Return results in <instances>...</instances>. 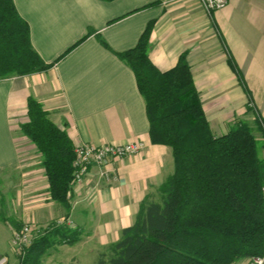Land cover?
I'll list each match as a JSON object with an SVG mask.
<instances>
[{
	"label": "crops",
	"instance_id": "obj_1",
	"mask_svg": "<svg viewBox=\"0 0 264 264\" xmlns=\"http://www.w3.org/2000/svg\"><path fill=\"white\" fill-rule=\"evenodd\" d=\"M14 1L35 49L53 65L0 79V172L21 167L16 191L22 221L70 218L74 224L67 225L80 232L74 243L80 254L67 263L66 249L58 245L44 264H76L90 254L96 264L109 256L141 208L161 200L160 188L175 170L172 148L152 142L146 100L133 69L118 56L136 46L150 21L152 62L166 71L186 53L215 134L242 121L264 123V0H228L211 16L200 0ZM30 95L66 128L75 146L142 141L145 147L115 160L106 178L92 166L74 186L67 210L50 198L40 154L33 150L38 161L25 162L30 145L22 155L28 141L16 132L27 120Z\"/></svg>",
	"mask_w": 264,
	"mask_h": 264
},
{
	"label": "trees",
	"instance_id": "obj_2",
	"mask_svg": "<svg viewBox=\"0 0 264 264\" xmlns=\"http://www.w3.org/2000/svg\"><path fill=\"white\" fill-rule=\"evenodd\" d=\"M153 25L150 21L136 46L118 56L133 69L146 100L151 140L172 148L175 170L160 188L161 200L145 204L133 225L123 229L111 254H103L96 264H234L263 256V120L254 121L263 135L261 144L247 121L215 134L186 53L166 71L152 62ZM52 65L35 49L30 26L15 1L0 0V79L42 72ZM19 132L40 154L50 198L69 210L76 146L68 131L30 95L27 120L19 124ZM0 219L13 233L23 228L18 229L21 220L4 212ZM79 239L75 227L56 221L19 252L25 254L21 264H41L52 247Z\"/></svg>",
	"mask_w": 264,
	"mask_h": 264
},
{
	"label": "built area",
	"instance_id": "obj_3",
	"mask_svg": "<svg viewBox=\"0 0 264 264\" xmlns=\"http://www.w3.org/2000/svg\"><path fill=\"white\" fill-rule=\"evenodd\" d=\"M207 13L211 16L215 11L222 9L228 3V0H200ZM145 147L142 141H129L125 143H105V144H80L75 147L76 157L74 160V185L81 184L92 166H98L100 175H109V165L115 160L124 158L141 152ZM264 193V186H263ZM66 223L72 226L73 220L63 218L60 223ZM34 229L29 224H25L21 230L15 231L11 237L10 243L15 251L24 250L26 245L32 242L34 238ZM7 255L0 256V264H8ZM264 255L250 258L247 264H263Z\"/></svg>",
	"mask_w": 264,
	"mask_h": 264
},
{
	"label": "rangeland",
	"instance_id": "obj_4",
	"mask_svg": "<svg viewBox=\"0 0 264 264\" xmlns=\"http://www.w3.org/2000/svg\"><path fill=\"white\" fill-rule=\"evenodd\" d=\"M254 130V133L260 142L259 144L262 143L263 141V135L262 133L257 129V123L250 121ZM16 134H20V132H16ZM27 147V148H21L22 149V155L25 157V153L27 150H31L30 144L28 142L24 143L21 147ZM33 147V146H32ZM27 149V150H25ZM35 148H32L31 153L27 155L28 160H24L25 162H30L31 160H36L38 161V157L35 156L36 152ZM261 150V155L264 156V148H260ZM24 153V154H23ZM33 156V157H32ZM21 167L17 168H11L6 171L0 172V214L4 212V214L10 218H16L17 220H21L20 228L21 229L25 224H29L32 226V228L35 230L34 231V236L35 235H41L43 232L49 230L53 224H55L56 218L53 221L46 222V223H41L37 219L33 220L31 218L30 220L22 221V218L20 215L23 212V208L20 206L19 199L17 196V191L16 189L19 187V182L21 178ZM58 221V220H57ZM12 234L10 230L8 229L7 225L3 222V224H0V251L5 253V255H9V263L8 264H21V259L25 255L19 254L18 250L15 251L14 247L11 245L10 240H11ZM32 245V242H30L28 245H26V250L29 249V247ZM61 247L66 250L63 251V254L67 257V263H69L71 257L75 256L76 254L79 253V247L80 245H74L71 243H64L60 244ZM25 249L23 252H25ZM20 252L22 250H19ZM80 254V253H79ZM250 258H244L234 264H247ZM90 260H92V255L90 254L89 256H84V258L79 259L76 261V264H90ZM63 262H65V259H62ZM79 262V263H78ZM244 262V263H242ZM41 264H44L43 261ZM71 264V263H70Z\"/></svg>",
	"mask_w": 264,
	"mask_h": 264
}]
</instances>
